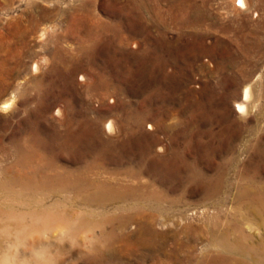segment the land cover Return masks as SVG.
<instances>
[{
	"label": "rangeland",
	"instance_id": "1",
	"mask_svg": "<svg viewBox=\"0 0 264 264\" xmlns=\"http://www.w3.org/2000/svg\"><path fill=\"white\" fill-rule=\"evenodd\" d=\"M247 1L244 9L237 0H138L132 19L116 12L119 5L114 0H0V82L9 86L8 91H0V264H184L188 252L181 250L176 237L185 234V221L176 218L167 225L160 212L157 229L170 236H160L156 247L148 228L150 212L141 217L134 213L127 227L120 222L100 226L96 215L89 217L91 224L82 225L79 217L93 207L71 193L75 198L70 229L53 227L48 219L29 213L8 183L17 173L13 164L19 161L13 139L23 137L26 154L39 159L32 163H43L51 159L50 147L56 146H50L53 136L66 137L70 124L89 120L109 139L106 123L114 120L120 127H116L117 136L121 135L112 140L111 152L120 158L124 148L119 146L124 145L129 128L145 115L146 132H152L147 123L159 124L149 143L154 149L162 145L166 155L176 150L196 162L172 177L170 185H154L169 196H188L179 208L189 212L195 228L200 221L194 211L205 207L208 191L206 184L194 180L196 173L206 179L222 174L229 182L250 160V153L243 149L247 138L253 137L255 143L264 137V0ZM32 22L38 29L29 34ZM94 40L106 49H91L89 43ZM107 41L111 46H106ZM89 53L100 57L93 65L86 62ZM114 71L120 72L116 82L122 91L98 89L100 74L113 80ZM86 74L91 77L82 79ZM248 84L257 88L256 105L243 122L235 102ZM5 102L9 108H3ZM234 121L242 128L230 144L232 133L226 127L235 125ZM33 124L38 127L37 144L28 138ZM93 131L87 134L92 136ZM75 155L65 150L57 163L83 171L95 153L88 154L85 163ZM105 165V170L92 176L135 187L152 182L149 174L135 179L127 174L139 170V160ZM260 181L264 182V176ZM60 195L55 199L62 200ZM133 201L124 204L133 205ZM107 211L113 214L116 208L109 205L103 213Z\"/></svg>",
	"mask_w": 264,
	"mask_h": 264
},
{
	"label": "bare ground",
	"instance_id": "2",
	"mask_svg": "<svg viewBox=\"0 0 264 264\" xmlns=\"http://www.w3.org/2000/svg\"><path fill=\"white\" fill-rule=\"evenodd\" d=\"M114 1L117 6L119 5V8H116L117 13L121 12L135 19L136 10L134 4L138 0ZM237 1L242 8L246 9V7H248L247 0ZM121 3H124L125 6H121ZM32 23L33 26L28 30L29 34L34 33L36 29H38V26H36L37 24L35 25V22ZM103 40L104 39L101 38L100 42ZM100 42L98 40L90 42V48L97 51L105 48L103 45L98 46ZM110 44L111 43L107 41L106 46L109 47L111 46ZM99 58L97 54L89 53L86 55V62L93 65ZM35 68L38 69V65H35ZM114 73L116 75L113 74V80L109 78L105 79L104 76L100 74L102 80L98 83L99 85L97 88L108 92L114 90L113 93L121 92V85L119 84V86L116 82V78L118 80V74L120 72L114 71ZM88 76L89 78L91 77L86 74V76H82V79L86 78L87 80ZM90 83L92 84V82ZM91 84L90 87H92ZM8 87L7 82H0V91H8ZM255 90L254 84H248L243 89L241 99L235 102V110H237L239 118L243 122L248 121L249 116L253 113L252 110L256 105ZM111 100L115 101L114 98ZM9 106L10 105L5 102L3 108H9ZM61 113L62 109H59L57 114ZM129 113V119L134 124L135 116L133 111ZM9 118L6 119L7 123L10 122ZM144 118L140 117V122H138L137 125L134 124V127L129 128L130 131L127 132L126 140H123L124 145L119 146V148H124V151L121 150L122 154L120 158H116L115 154L111 152L113 149L111 148L113 146L112 140L117 139V137L121 135V132H118L119 135L117 136V131L119 130H117L116 127H120L115 124L114 120H110L106 123L105 134H107L109 139H105L102 136L104 134H101L99 129H95V127L92 128L93 123L89 120V122H81L78 120L79 122L77 121L70 124V129L66 137H62V135L58 137V134L53 136L50 146L54 143L56 148L53 146L50 147L53 149V152H51V159H45L44 161L47 162L43 161V163H32L33 161H37L36 159L38 158L35 159L34 155L26 154L28 147L24 150L25 145L23 143V137L20 138V140L14 138V145L17 152H19V161L13 164L14 166L12 167L16 169L17 173H14L13 177L9 178L8 182L14 187V191L12 192H16L15 195H19L22 199L24 209L30 210L29 213L34 214L39 219H48L50 222L49 224L53 227H56L58 224L64 226L62 228H71L72 222L74 221V214L71 208L73 196L71 197L70 194L75 193L81 196L83 202L87 206L93 207V209H88L87 212H84L83 215L81 214L80 217L78 216L82 225L91 224L93 219L91 220L89 217L96 215L100 217L98 221L100 226L104 227L107 224L111 225L115 222H120L123 227H127L133 220L134 213L135 215L137 214L138 217V215L142 216L150 212V225L148 228H150L151 243L155 247L160 236H165L166 239L170 236L167 232L166 234L159 233L157 229L160 213H163L166 218L167 225H172L176 218L185 221V234L183 236H178L181 234L176 235L178 236L176 238L181 250L183 249V251L188 252L187 255L184 253L186 255L184 264H264V182L260 181V178L264 176V137H260L255 143L253 137L247 138V141H245L246 145L243 149L250 153V160L248 163H243V168L236 171L235 177L229 182H225V178L222 174L220 177L218 176L217 179H206L199 177L197 173L195 176L192 173L194 180L206 184L208 188L207 195L205 196V207L203 209L201 207V209H199L200 211L195 208L197 210L194 211L198 214V218L197 216L196 218L198 219L197 221H200V224H198L200 226L196 225L198 227L195 226V228H193L191 227L192 224H190L192 221H190L189 212L186 213V210L183 211L179 208L180 204L184 203V200H186L188 196H169L160 187L154 188V185H161V183L165 184L166 182L170 185L172 177H179L181 173L187 171L186 169L192 168L193 164L191 165L189 163L196 162L188 161L182 153L176 150L172 156L166 155L163 152L165 147L162 145L154 149L152 144L149 143L155 136L159 124L147 123V129L152 132H146L144 130L146 119ZM224 118L227 120V113ZM75 124H79L80 126L76 127ZM33 125L34 130L30 133V137H27L30 142L34 141L36 143L39 142V138L36 137L34 133H36L35 131L38 127L36 124ZM160 126L164 131L167 130L165 124ZM241 128L242 126L236 124V122L235 125L231 123L226 127L227 133H232V141L230 140V144H233L235 138H238V133ZM76 130H78L77 132H79L80 135L75 133ZM91 130L94 131L90 134L92 136H89L87 132L90 133ZM258 135H260L259 132ZM54 141H56V143ZM106 147L108 148L105 149ZM68 149H70V152L74 151V153L77 154L75 155L76 159L80 158L84 163L86 162L85 160L88 154L92 155L95 153V155H93L94 160L86 163L85 170L83 171L71 170L69 167L60 166L57 163V159L62 155V152L65 153V150ZM41 155H44V153ZM136 160H139V170L130 171L128 169L129 171L127 174L130 177L133 176L134 179L137 176L149 174L152 182L146 183L144 186L135 187L134 185L136 184L132 186L120 183V181L117 183L113 181H104L103 179L94 178L92 176L94 173L97 174V171L105 170V163L107 162L132 164ZM237 166H239V163H237ZM10 170L11 169L8 168L9 172ZM8 171H5L6 175L9 173ZM123 180L121 181L123 182ZM194 183H196V181ZM19 186L21 190H18L17 187ZM226 188L228 192H223ZM60 194L63 196L62 200H60V197V199L56 200V195L58 196ZM28 200L31 202L29 203ZM131 200H134L136 205L134 201L133 205L124 204V202H130ZM48 202H50V204ZM109 205H113L119 213L116 214V211L113 212V214L109 211H107L108 213H103ZM100 210H102V212H98ZM38 241L39 240H37V242ZM200 244H203L202 249L198 248ZM154 248L153 250H155ZM198 249L200 252H198Z\"/></svg>",
	"mask_w": 264,
	"mask_h": 264
}]
</instances>
